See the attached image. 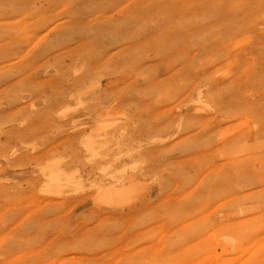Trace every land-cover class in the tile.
<instances>
[{"label":"bare ground","instance_id":"1","mask_svg":"<svg viewBox=\"0 0 264 264\" xmlns=\"http://www.w3.org/2000/svg\"><path fill=\"white\" fill-rule=\"evenodd\" d=\"M0 264H264V0H0Z\"/></svg>","mask_w":264,"mask_h":264}]
</instances>
